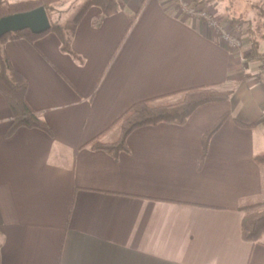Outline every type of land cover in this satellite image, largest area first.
I'll return each mask as SVG.
<instances>
[{
	"label": "crops",
	"instance_id": "0c3cea01",
	"mask_svg": "<svg viewBox=\"0 0 264 264\" xmlns=\"http://www.w3.org/2000/svg\"><path fill=\"white\" fill-rule=\"evenodd\" d=\"M63 1L60 22L87 0ZM115 1L111 15L88 8L73 55L53 32L3 45L27 80L29 108L52 133L7 135L12 115L0 94L1 264H264V235L252 243L241 234V207L264 201V166L254 161L264 152V58L243 66L173 0ZM241 1L198 0L240 33L245 57L246 26L225 9L247 19L257 0ZM194 87L230 96L199 106L183 125L135 129L117 156L89 144L112 142L114 122L135 103H176ZM226 113L199 165L202 135Z\"/></svg>",
	"mask_w": 264,
	"mask_h": 264
},
{
	"label": "trees",
	"instance_id": "16d2710c",
	"mask_svg": "<svg viewBox=\"0 0 264 264\" xmlns=\"http://www.w3.org/2000/svg\"><path fill=\"white\" fill-rule=\"evenodd\" d=\"M194 5H200L198 0H192ZM63 0H28L17 3H0V18L31 11L43 7L50 21L48 32L55 33L61 43V50L68 54H74L71 49V40L81 18L91 6L99 7L103 15H111L117 11L115 0H87L81 6L72 20L60 22L55 13L59 7L63 6ZM231 4V3H230ZM255 13L247 16V19L235 17L230 11L229 5L225 6L227 20L235 26L244 25L245 34L250 44L249 53L245 56L248 61H255L264 58V0H257ZM43 34H32L30 31L10 33L0 39V94L7 102L12 122L7 130V135H12L20 128L39 129L51 135L49 126L41 119L38 112L31 110L26 102V91L28 83L26 78L18 72L12 65L11 60L3 45L9 39H27L30 42L42 37ZM182 97L176 103H169L161 98L140 101L127 109L115 122L118 129L117 137L110 143H105L99 138H95L89 144L96 150L105 151L112 156L127 151L126 139L135 129L157 124L183 125L192 112L201 105L220 102L229 99L228 92H218L212 88L194 87L180 92ZM228 114L220 116L214 125L201 137V150L198 164L203 161L208 144L212 136L222 127ZM242 126L241 123H237ZM254 161L260 166H264V152L254 156ZM243 219L241 224L242 238L252 243L261 240L264 235V201L248 204L241 207ZM1 264V262H0Z\"/></svg>",
	"mask_w": 264,
	"mask_h": 264
},
{
	"label": "water",
	"instance_id": "95a60500",
	"mask_svg": "<svg viewBox=\"0 0 264 264\" xmlns=\"http://www.w3.org/2000/svg\"><path fill=\"white\" fill-rule=\"evenodd\" d=\"M51 25L43 7L31 11L12 14L0 18V39L10 33L30 31L32 34H43L49 31Z\"/></svg>",
	"mask_w": 264,
	"mask_h": 264
},
{
	"label": "built area",
	"instance_id": "2783aa9c",
	"mask_svg": "<svg viewBox=\"0 0 264 264\" xmlns=\"http://www.w3.org/2000/svg\"><path fill=\"white\" fill-rule=\"evenodd\" d=\"M181 13L186 16L195 17L203 20L210 27H212L220 42H222L229 50L238 49L240 47V40L232 35L218 20L202 5H194L190 0H177Z\"/></svg>",
	"mask_w": 264,
	"mask_h": 264
},
{
	"label": "rangeland",
	"instance_id": "374dc122",
	"mask_svg": "<svg viewBox=\"0 0 264 264\" xmlns=\"http://www.w3.org/2000/svg\"><path fill=\"white\" fill-rule=\"evenodd\" d=\"M183 1V0H182ZM190 1H192V0H190ZM228 3H231L232 2V0H226ZM234 1H236V4H237V6H238V4H241L242 3V1L241 0H234ZM173 3L177 6V8H178V10L180 11V7H178L179 6V4L177 3V0H173ZM75 3H72V6L74 5ZM81 5H82V3L79 5V4H76V5H74L73 7H71L70 9H68V10H66V12H65V15H64V17L62 16V21H69V20H72L73 19V17L76 15V13L80 10V8H81ZM65 6H66V4H65ZM181 12V11H180ZM48 32V31H47ZM47 32H45V33H47ZM231 33V32H230ZM232 35H235L236 36V38H238L240 41H241V38L239 37V35L238 34H240V33H231ZM232 52H234L235 54H237L239 57H240V61L243 63V66H245L246 65V63H247V61H248V59L247 58H245L243 55H244V53H243V49H242V42H240V47L238 48V49H233V50H231Z\"/></svg>",
	"mask_w": 264,
	"mask_h": 264
}]
</instances>
